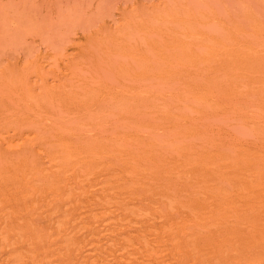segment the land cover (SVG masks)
Returning a JSON list of instances; mask_svg holds the SVG:
<instances>
[{
  "label": "rangeland",
  "instance_id": "rangeland-1",
  "mask_svg": "<svg viewBox=\"0 0 264 264\" xmlns=\"http://www.w3.org/2000/svg\"><path fill=\"white\" fill-rule=\"evenodd\" d=\"M0 264H264V0H0Z\"/></svg>",
  "mask_w": 264,
  "mask_h": 264
}]
</instances>
